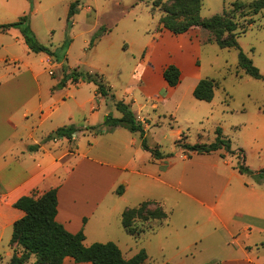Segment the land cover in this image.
<instances>
[{
  "label": "crops",
  "instance_id": "crops-1",
  "mask_svg": "<svg viewBox=\"0 0 264 264\" xmlns=\"http://www.w3.org/2000/svg\"><path fill=\"white\" fill-rule=\"evenodd\" d=\"M29 25L39 42L32 18L29 19ZM11 29H14V32L9 33ZM0 33L10 35L9 39L0 36V51L5 54V57H0V67H4L0 68V242L6 230L12 228L13 222L24 214L21 209L13 206L18 198L31 193L39 195L48 189L56 188L58 203L55 219L68 232L76 233L82 230L83 243L86 246L94 242L112 241L117 244L125 258L133 256L140 250L138 247L127 242H124L123 246L120 245V242L126 241L124 235L139 239L143 233L134 237L126 233L121 225L122 211L131 207L126 203L130 180H137L140 189L151 185L153 181L170 184L164 180H175L174 185L177 188L184 180L186 169L195 166L193 155L197 153L186 151L180 154L179 158L185 162L175 170L174 164L166 163L167 159H171V155L160 150V139L155 138L147 143L150 147H157L163 154L160 158H154L149 151L143 149L137 132L117 126L96 134L90 127L102 125L103 117L106 120L110 107L107 104V109L101 110L99 105L94 107L90 103L87 108L86 101L79 100L76 95L79 91L78 85L88 83L94 86L96 97L102 96L97 93L96 85L92 82H74L67 79L63 86L68 87V83H72L77 87L75 92L72 90L69 93L68 90L62 93V89L57 90V86L53 84L47 86L49 96H43L40 82L42 71L36 59L31 56L32 51L24 42L20 30L9 28L0 30ZM201 43L200 37L196 32H192V28L179 34L167 29L157 31L146 42L144 56L133 70L137 77L136 87L143 98L141 101L132 98L130 103L123 102L128 105L135 104L138 110L146 107L147 111L153 112H157L158 105H161V112L167 113L171 118L189 110L201 118L213 116V98L211 101L199 100L192 93L197 82L203 78L198 65ZM49 49L51 50L50 47ZM39 63H45L48 74L52 71L49 75H55L53 68L57 62L54 53L49 55L44 52L39 58ZM58 64L62 69V62ZM169 64L176 65L180 71V81L175 86L168 85L163 77V70ZM10 66H15V71L7 70ZM183 82L186 83V94L191 97L178 98L169 106L170 100ZM66 98L72 99V103L68 105L70 111L72 106L82 111L83 121L75 123L69 111L61 118L63 112L57 111V108ZM111 107L116 110L113 102ZM136 118L142 123L146 135L150 127L148 119L138 114ZM250 120L252 123L246 121L240 125L251 126L260 131L263 139L256 143L260 150H264V111L256 112ZM71 124L77 129L72 134V139H77L79 130L85 132L90 129L93 133L91 140L75 144L73 150L63 144L64 141H69L66 137L56 136L52 141L48 140L51 132ZM181 137L172 143L176 145V140ZM180 147L184 149L179 144L178 148ZM238 147L236 151L241 150L245 156L242 146ZM217 151L220 152V157H223L222 153L229 154H225L221 149ZM223 158L210 164L212 172L217 180H220L212 203L185 190L182 193L188 203L209 212V220H214L225 232L226 237L231 238V242L241 251L242 254L232 257L229 263L264 264L259 260V256L249 253L250 246L240 239L241 234L248 237L252 231L264 237V182L261 181L264 177L256 180L251 175V180H246L242 172L235 167L230 168ZM120 184L124 187L122 194L118 195L115 190ZM146 199L151 198L145 197L144 200ZM152 200L158 201L156 198ZM232 225L236 229L229 227ZM155 229L153 224L145 231ZM202 235L200 230L197 238L201 240ZM10 237L11 235L8 237L9 241ZM259 243L264 248V241ZM123 249L128 251V256L124 255ZM148 260L150 261L149 257ZM207 260V257L202 258L201 264H206ZM215 262L212 260V263ZM63 264L91 263L75 262L73 258L65 257ZM162 264L170 263L163 261Z\"/></svg>",
  "mask_w": 264,
  "mask_h": 264
},
{
  "label": "rangeland",
  "instance_id": "rangeland-1",
  "mask_svg": "<svg viewBox=\"0 0 264 264\" xmlns=\"http://www.w3.org/2000/svg\"><path fill=\"white\" fill-rule=\"evenodd\" d=\"M74 1L75 6L68 16L69 6ZM153 1L0 0V24L17 21L20 16L27 14L29 19L32 18L39 42L50 47L56 56L57 64L53 68L55 75L51 76L46 70L47 65L39 63V58L44 52H30L42 71L40 82L43 96L47 97L48 87L53 84L57 86V90L62 89V93L68 90L69 93L72 90L75 92L77 87L72 83H68V87H65L63 80L64 72L76 69L83 73L101 75L115 100L130 103L132 98L137 101L143 98L136 87L137 77L133 70L144 56L146 42L158 31L159 19L163 15L158 7H153ZM253 1L202 0L200 15L210 17L224 9L231 10L235 2L247 4V7L236 9L235 12V18L239 23L236 39L241 50L264 74V9L253 13L249 7ZM242 10L249 12L247 15H242ZM242 28L245 31H242ZM13 30L11 29L9 33L14 32ZM192 32H196L202 41L198 58L202 77L215 78L220 82L219 87L214 89L211 105L214 108L213 116L205 119L189 110L176 118H171L167 113L161 112L163 108L161 105H158L157 112L147 111L146 107L138 110L135 104L129 107L135 116L138 114L148 119L150 127L146 132L145 141L149 144L155 138L162 140L159 148L170 153L171 159H167L166 163L174 164L175 170L185 162L179 158V155L186 153V150L178 148L179 144L210 143L215 139L217 126L221 128L225 138L230 139L233 153L227 154L221 149L227 154L224 158L220 157L219 151L193 155L195 166L186 169L184 180L177 188L174 185L175 180H164L170 184L153 181L151 185L142 189L138 187L140 183H136L137 180H130L126 196L127 205H136L145 197L156 198L161 202L168 218L162 223L153 221L151 224H155L156 229L144 231L139 239L124 235L126 241L120 242V245L123 246L124 242H127L139 249L144 248L154 264H162L163 261H168L170 264H201V259L204 257L208 259L206 264H231L229 260L241 255V251L231 242V238L226 237L225 232L214 220H209V212L193 203H188L183 193L187 191L212 203L220 186V180H217L210 164L219 158H223L230 168L235 167L237 170L242 166L252 169L264 167V150H260L257 144L261 142L263 136H260L259 130L251 126L240 125L246 121L252 123L250 118L252 119L256 112L264 111V80L243 73L236 74L239 61L236 48H224L215 42H210L211 34L205 29L193 27ZM0 36L4 39L10 38L8 33H0ZM4 55V52L0 51V57H5ZM60 62L63 65L62 69L58 64ZM15 69V66H10L7 70L15 71ZM185 85L186 83L183 82L170 100L169 106L178 98L191 97L186 94ZM78 86L79 91L76 95L79 100L86 101L87 108L92 103L94 107L99 105L101 110H106L108 104L110 107L108 113L119 116V112L111 107L113 101L110 96L96 97L92 84L82 83ZM71 103L72 99L66 98L65 102L57 104V111L63 112L61 118L71 112L75 123L83 121L82 111L76 106H72L70 111L68 105ZM104 123L103 117L102 124ZM55 132L48 135V140L52 141L57 136ZM136 135L139 139L140 134L136 133ZM92 136L90 129L85 132L79 130L76 140L64 141L63 144L73 150L75 144L87 143ZM180 136L182 137L179 142L173 144L172 141ZM239 145L245 152V159L237 155L236 150ZM243 176L246 180H251V175L243 173ZM261 181L264 182V179ZM229 227L236 229L234 225ZM200 230L203 232L201 240L197 238ZM11 232L12 228L6 230L0 242V264H9L14 253L8 238ZM240 239L250 246L249 253L259 256V260L264 263V248L259 243L264 241V237L252 231L248 237L241 234ZM123 252L128 256V251L123 249ZM212 260L216 262L212 263ZM32 261L33 258L26 264Z\"/></svg>",
  "mask_w": 264,
  "mask_h": 264
},
{
  "label": "trees",
  "instance_id": "trees-1",
  "mask_svg": "<svg viewBox=\"0 0 264 264\" xmlns=\"http://www.w3.org/2000/svg\"><path fill=\"white\" fill-rule=\"evenodd\" d=\"M202 0H154L153 7H158L162 12L159 19L158 31L167 29L174 34L184 33L193 27L207 30L211 37L210 42H215L220 47L236 48L238 50V64L236 74L242 73L250 77L264 80V74L253 64L252 60L241 50L237 42L239 23L235 18L236 9H243L247 4L233 3L231 10H222L210 17L200 15ZM75 1L69 6L68 16L71 14ZM249 7L253 13H258L264 9V0H254ZM249 11L242 10V15H247ZM9 28L20 30L24 42L33 52H45L52 55L53 52L48 46L39 43L29 25V16L24 14L17 21L0 24V30ZM242 31H245L242 28ZM163 77L170 86H175L180 81V71L174 64L167 65L163 70ZM71 79L74 82L87 81L96 85V91L102 96H110L113 105L120 112L119 117L109 114L105 123L99 126H92L95 133H101L104 129L113 127H124L130 132L140 134L141 144L144 150L151 153L154 158L162 157V153L157 147H150L145 141V130L142 123L136 118L127 103L122 100H114L110 94L108 86L103 82V77L90 72L83 73L76 69L64 72L63 83ZM220 82L215 78H201L193 89V96L196 99L211 101L214 96V89L219 87ZM77 129L72 126H62L56 130L57 136L72 139V134ZM215 139L210 143L197 142L194 144L182 143L186 151L197 154H208L213 151L223 149L227 153H233L230 148V141L222 134L221 128L216 127ZM177 139L176 142H179ZM188 153V156L190 155ZM240 153V154H239ZM225 156L223 153L221 154ZM237 155L244 159V154L238 150ZM239 171L247 173L260 180L264 176V167L258 171L249 169L246 166L239 167ZM120 195L123 186L120 185L115 190ZM57 189L51 188L37 195L31 193L18 198L13 206L21 209L24 214L16 219L12 225V233L9 244L13 246L14 253L9 264H26L30 259V264H63L65 257H71L75 262H90L91 264H154L148 260V255L144 249L129 258H125L120 248L112 241L94 242L84 245V233L82 230L71 233L68 232L55 219L57 213ZM168 218L160 202L146 199L138 204L126 207L121 213V225L124 231L134 237H139L142 232L152 227V222H163Z\"/></svg>",
  "mask_w": 264,
  "mask_h": 264
},
{
  "label": "built area",
  "instance_id": "built-area-1",
  "mask_svg": "<svg viewBox=\"0 0 264 264\" xmlns=\"http://www.w3.org/2000/svg\"><path fill=\"white\" fill-rule=\"evenodd\" d=\"M49 74H52V71H49Z\"/></svg>",
  "mask_w": 264,
  "mask_h": 264
},
{
  "label": "water",
  "instance_id": "water-1",
  "mask_svg": "<svg viewBox=\"0 0 264 264\" xmlns=\"http://www.w3.org/2000/svg\"><path fill=\"white\" fill-rule=\"evenodd\" d=\"M55 134H56V132H55Z\"/></svg>",
  "mask_w": 264,
  "mask_h": 264
}]
</instances>
